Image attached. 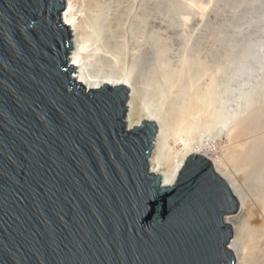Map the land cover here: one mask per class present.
<instances>
[{"label": "water", "instance_id": "95a60500", "mask_svg": "<svg viewBox=\"0 0 264 264\" xmlns=\"http://www.w3.org/2000/svg\"><path fill=\"white\" fill-rule=\"evenodd\" d=\"M65 5L0 0V264H237L232 186L201 153L152 171L159 122L72 78Z\"/></svg>", "mask_w": 264, "mask_h": 264}, {"label": "rangeland", "instance_id": "374dc122", "mask_svg": "<svg viewBox=\"0 0 264 264\" xmlns=\"http://www.w3.org/2000/svg\"><path fill=\"white\" fill-rule=\"evenodd\" d=\"M223 4L222 0H173L169 9L160 7L153 19L147 18L146 26L152 33L156 30L154 35L161 44L162 57L157 61L160 77L163 81L168 77L169 81L172 76L174 88L179 82L173 77L184 78L189 73L187 68L195 62L206 64L197 90V95H203L196 96L194 101L209 96L205 101L209 103L206 117L210 119L206 118V127L198 128L196 140L213 147L210 158H217L221 169L235 179L246 203L245 217L242 215L238 223L237 261L260 264L264 256V204H258L264 203V0H243L237 9L225 8ZM109 16L113 21V14L109 12ZM150 33L144 34L142 54L137 52L143 60L137 70L143 69V76H147V69H152V54H147ZM132 40L126 37V59L136 50ZM147 62H151L149 68L144 65ZM76 73L77 69L72 77ZM174 88L177 91L181 87Z\"/></svg>", "mask_w": 264, "mask_h": 264}, {"label": "bare ground", "instance_id": "6f19581e", "mask_svg": "<svg viewBox=\"0 0 264 264\" xmlns=\"http://www.w3.org/2000/svg\"><path fill=\"white\" fill-rule=\"evenodd\" d=\"M65 1L66 5L62 12V21L70 27L71 36L73 34L72 47L68 53V65L76 66L77 69V73L72 78L84 82L88 88L99 87L106 82L112 85H126L129 87L131 104H128V113L125 118L126 126L130 128L138 125L144 117L155 119L160 124L155 140V148L150 157L152 171L161 174L165 184H173L189 154L201 153L210 158L209 152L214 151L213 147L201 143L198 139L196 140L195 135L197 130H199L198 128L208 125L207 123L210 119L208 116L206 117L209 103L205 101L209 100L207 98L209 96L206 95L205 100L194 101L196 96L203 93L199 92L200 94L197 95V90H199L198 80L202 77L203 71L206 72V64L195 62L187 68L189 73L184 74V78L173 77V80L179 82L175 88L178 85L181 87L177 91H173L174 85L172 84H174V81L171 82L172 80H170L172 76L169 78L171 83L167 80L168 77L165 79L168 82L163 81V78L160 77L158 62L160 61L159 57L161 56L162 48L158 38L155 37L157 35H154L156 30L152 33L153 30H148L149 27L146 26L147 18L153 19L160 7L165 6L169 9L173 0H148L147 3H151V6L146 4V0ZM222 1L225 8L237 9L243 0ZM145 5H148V10H145ZM107 8L112 9V11ZM106 10L113 14V21L108 19L110 16ZM106 13H108L109 17ZM146 27L147 29L145 30ZM147 30L152 33V35H149L151 37L147 38L151 51V53L149 51L147 54H152L153 61L150 59L152 65L151 62L144 64L147 65V68H149L150 64L152 69L146 70L149 73L144 70V75L147 76H143V69H137H140L139 64L143 63V60H141L142 55L140 56L139 54L140 52L142 54L141 49L145 46V35L149 33ZM144 32L148 33L145 34ZM127 36L129 40L130 38L133 39L134 50L136 49L135 53L132 54L133 56L129 59L127 58L128 60L126 59L127 56L125 57L127 54ZM74 42L76 43L74 44ZM131 43L130 45H132ZM138 51L140 52L137 53ZM206 118H208V121ZM238 134L240 135V133ZM210 159L213 161L216 171L230 183L241 201L240 210L225 217L227 223L235 226L236 236L234 235L235 237L229 242V247L234 251L238 259L240 258L238 251L240 224L238 223L241 222L242 215L245 213L243 210L246 203H244V198L238 190L235 179L221 169V164H219L220 162H218L217 158ZM260 202L262 203L258 204H264L263 201ZM258 212L260 211L258 210ZM262 257L263 259L259 260V263L261 261L260 264H264V256ZM237 264L242 263L237 261Z\"/></svg>", "mask_w": 264, "mask_h": 264}]
</instances>
